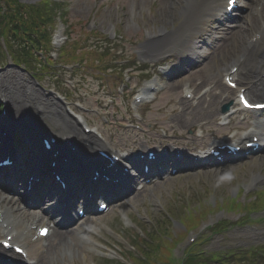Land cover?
Returning <instances> with one entry per match:
<instances>
[{
  "label": "rangeland",
  "instance_id": "obj_1",
  "mask_svg": "<svg viewBox=\"0 0 264 264\" xmlns=\"http://www.w3.org/2000/svg\"><path fill=\"white\" fill-rule=\"evenodd\" d=\"M20 1L24 5H36L40 0ZM61 1L66 3L67 18L56 22L57 29L54 33L59 45H63L66 38L68 43L72 42L74 45L75 42H79L78 56H82L80 51L82 47L89 52H95L96 55L98 52L105 54L110 59L106 74L92 70L93 67L87 62L86 55L85 59H82L83 57L80 59L81 67L73 65V61L68 62L69 66L63 65L61 63L63 58L61 60L56 51L53 55L52 75H39L36 79L33 78L32 68L30 71L22 66L18 68L14 66L10 57L0 54L2 75L0 78L7 83L13 81L16 86L25 85L27 87L25 95L28 97L43 96L42 99L59 104L64 114H67L66 106L62 102L60 104L58 98L67 94L70 103L72 102L73 112L79 114L82 113L81 110H86L84 113L88 122L102 133L111 149L122 151V155L141 149L146 150L148 147L162 149L169 147L168 144L180 148L186 146L190 150L196 145H201V140H195V132L192 134L190 132L211 118L214 119L220 108V95L209 94L208 99L201 100L199 107L192 108L190 102L183 99L182 86L187 83L205 86L219 82L221 75L218 74L242 54L239 44L226 48L224 45L201 70L182 74L178 78H167L168 88L166 89L167 86L161 88L153 102L134 108L132 97L146 84L150 75L154 76L157 72L155 68H151V64L155 62L153 56L157 44L152 43L150 37L159 32L164 33L165 29L167 33L178 29L184 18L179 9L170 11L167 4L171 0ZM181 6L182 3L179 4V7ZM1 41V45H4L3 40ZM66 49L69 50V47ZM95 54L90 53V59H95ZM145 65L149 68L143 69ZM119 76H122V81ZM219 87L221 89V86ZM122 89L120 93L119 90ZM31 101L33 100L29 99L28 102ZM80 106H83V109H79ZM28 108L32 115L39 111L35 104ZM23 112L25 111L20 114ZM37 115L40 127L57 132L58 122L55 118L54 120L52 117L40 118L41 116ZM244 116L245 121L236 118V123L246 122L245 125L240 127L237 123L226 132L215 134L221 137L223 134L232 133L234 128V131H237L236 137H239L241 129L248 126L249 118L253 117ZM104 119L108 123H105ZM69 120L75 123L73 116ZM132 124L141 126V130L134 129ZM169 137L170 140L166 139ZM206 142L207 144L201 146H207L210 140ZM263 174L264 153L244 161L241 165L217 168L195 166L187 175L159 181L134 194L95 224L99 223L112 229L113 234L101 229L103 240L109 243L110 247L120 246L122 249L130 250L134 259H143L146 264L149 262L167 264L163 258L167 255L164 246L170 242L168 235L180 242L173 251L176 259L183 258L186 249L193 245L190 238L195 237L197 240L194 244H198L192 250L197 254L198 261L216 264L213 261L215 254L221 257L241 254L238 259L230 258L231 264H247L252 261L248 254L249 250L264 245V221L251 225L246 219L264 218V212L237 213L225 209L230 197L234 198L240 190L244 194L237 202L242 204L254 202L257 197L253 192L247 194V191L252 188L261 189L260 185L252 187L251 182ZM212 209L214 211H208ZM204 210L206 214L199 216V220L203 222L193 232L186 234V229L190 226L185 229L180 221L191 219L194 215L198 216ZM207 214L211 215L205 220ZM219 222L221 226L216 225ZM214 225L216 226L213 230H204ZM203 239L204 242L201 243ZM101 241L99 240V243ZM49 242L47 254L43 253L46 251L41 245L30 244L31 257L39 256L42 264H55L54 258L61 248L54 249L58 244L57 240ZM160 246L161 251L158 250ZM156 248L157 252H153ZM144 255H148L149 261ZM95 262L101 264L99 261ZM255 262L264 264V256L258 255L253 263Z\"/></svg>",
  "mask_w": 264,
  "mask_h": 264
},
{
  "label": "bare ground",
  "instance_id": "obj_2",
  "mask_svg": "<svg viewBox=\"0 0 264 264\" xmlns=\"http://www.w3.org/2000/svg\"><path fill=\"white\" fill-rule=\"evenodd\" d=\"M217 1L218 0H173L172 2L171 0L169 4H167V6L170 8V11L176 8L179 9L180 14L184 17L183 22L178 29H176L175 31H171L170 33L169 32L167 33L165 29L164 33H166V37L161 41L154 42L155 44H157L155 46L156 47L155 49L157 48L162 49L163 47L164 48L169 47L167 51L168 50L176 51L180 47L179 46L180 44H181V47L183 46V44H186L188 42L187 35L195 33V31L198 29V24L201 25L202 23L201 17H205L208 14L212 13L213 7L215 6ZM181 3L183 4V6L179 7V4ZM260 22H261V25L259 27H262V30L260 32L264 33L263 17L261 18ZM242 32L244 33L242 34ZM251 32H252V35L255 33V24L253 25L252 20L250 21L249 18H247L245 24L241 26V28L238 31H235L232 33V37L227 41L228 42L227 47L228 46L232 47L234 44L236 45L239 44L240 49H242L243 45L246 43V46H244L243 53L246 54V58L248 60H251L250 56L255 54L254 49L257 48L255 42H253L252 38L250 37ZM246 47H249L250 49ZM164 51L166 52V50ZM164 51L163 49L161 50L162 55L165 54ZM219 75L220 74H218V76ZM1 76L2 75H0V77ZM26 90H27V87L25 85L16 86L13 81L7 83V81L0 78V91L2 93L0 97L3 100H5L7 103H9L8 106L11 108V114H12L13 120L15 119L16 121H18L15 116L20 114L22 110L27 111L28 110L27 108L29 106H31L32 104H35L37 105L38 109L45 110V113H50L57 120V122H62V124L59 126L60 135H62L63 137H66V139H76V140L82 141V139H84L85 137H88L89 138L88 141L86 140L85 142L90 143L89 151H91L95 145L98 146V142L95 141L94 137H90V136L83 134V131L81 132L79 130L80 126L78 125V123L73 124V122L69 120V116L61 112L59 104H55L54 102L49 101V100L46 101L42 99L43 96L42 98H37V97L33 98L34 96L32 97L31 95H29L28 97L25 95ZM19 94L20 96H18ZM29 99L33 101L28 102ZM10 101L12 104L10 103ZM35 120H37V118L31 119L30 122L33 123L32 125L36 123ZM28 121H29L28 117L24 115V122L28 123ZM123 159H126V158H123ZM21 163H23V161H21ZM28 163L29 162H26V164ZM258 178L260 177L259 176L257 178L255 177L252 180V182H255ZM53 195H58L57 191H54ZM59 197H60V200L62 201V199H64L66 196L59 195ZM56 202L63 204L62 202H59L58 200H56ZM6 212H7L6 217H8L7 220L9 222V226L11 227V231H13L14 228L19 223V221L16 220V218L11 215L9 210H7ZM82 233L83 232H81V234ZM64 245H66L65 241H64ZM68 264H75V263L72 260Z\"/></svg>",
  "mask_w": 264,
  "mask_h": 264
},
{
  "label": "trees",
  "instance_id": "obj_3",
  "mask_svg": "<svg viewBox=\"0 0 264 264\" xmlns=\"http://www.w3.org/2000/svg\"><path fill=\"white\" fill-rule=\"evenodd\" d=\"M52 10L50 0H43L37 6L23 5L20 0H0V44L3 40L8 54L17 64L30 65L37 61L45 70H48L52 65L51 60L44 61L36 54L43 52L44 46L42 44L47 48L50 47V35H48L46 27L52 23L54 14ZM75 53L76 51H72L69 54L73 61L78 59ZM80 57L82 58V56ZM190 223L195 225L196 218L191 219ZM153 252H157V248L156 250L153 249ZM194 255L196 254L188 252L186 264H208L197 261ZM163 259L165 261V258ZM217 261H220L221 264L225 263L218 258Z\"/></svg>",
  "mask_w": 264,
  "mask_h": 264
}]
</instances>
